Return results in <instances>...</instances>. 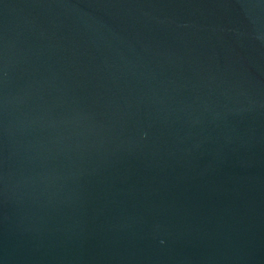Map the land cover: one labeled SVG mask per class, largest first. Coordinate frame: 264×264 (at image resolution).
Returning a JSON list of instances; mask_svg holds the SVG:
<instances>
[{
	"label": "water",
	"instance_id": "1",
	"mask_svg": "<svg viewBox=\"0 0 264 264\" xmlns=\"http://www.w3.org/2000/svg\"><path fill=\"white\" fill-rule=\"evenodd\" d=\"M0 264H264V0H0Z\"/></svg>",
	"mask_w": 264,
	"mask_h": 264
}]
</instances>
